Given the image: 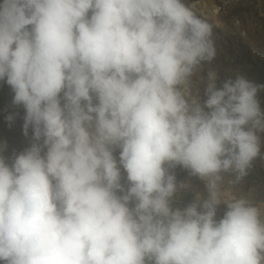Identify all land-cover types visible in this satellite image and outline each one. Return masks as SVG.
<instances>
[{"label": "clouds", "instance_id": "9594fccd", "mask_svg": "<svg viewBox=\"0 0 264 264\" xmlns=\"http://www.w3.org/2000/svg\"><path fill=\"white\" fill-rule=\"evenodd\" d=\"M187 0H0V264H264V84L214 66ZM223 206L222 215L220 214Z\"/></svg>", "mask_w": 264, "mask_h": 264}, {"label": "rangeland", "instance_id": "374dc122", "mask_svg": "<svg viewBox=\"0 0 264 264\" xmlns=\"http://www.w3.org/2000/svg\"><path fill=\"white\" fill-rule=\"evenodd\" d=\"M196 4L199 15L222 27L214 29L218 56L214 66L220 68L221 77L240 72L258 84H264V0H187ZM220 10L218 15L215 14ZM264 109V91L259 93ZM11 93L0 84V140H7L9 150L26 145L18 120L15 128L8 129L4 122ZM264 150V149H262ZM244 194L255 200L264 199V161L254 162L253 171L240 186ZM223 206L220 214L222 215Z\"/></svg>", "mask_w": 264, "mask_h": 264}, {"label": "built area", "instance_id": "2783aa9c", "mask_svg": "<svg viewBox=\"0 0 264 264\" xmlns=\"http://www.w3.org/2000/svg\"><path fill=\"white\" fill-rule=\"evenodd\" d=\"M219 13H220V10H217V11L215 12L216 15H218Z\"/></svg>", "mask_w": 264, "mask_h": 264}]
</instances>
